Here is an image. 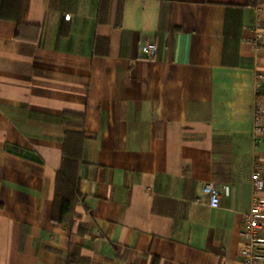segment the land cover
Returning a JSON list of instances; mask_svg holds the SVG:
<instances>
[{
    "label": "crops",
    "instance_id": "0c3cea01",
    "mask_svg": "<svg viewBox=\"0 0 264 264\" xmlns=\"http://www.w3.org/2000/svg\"><path fill=\"white\" fill-rule=\"evenodd\" d=\"M1 2L0 264H241L264 0Z\"/></svg>",
    "mask_w": 264,
    "mask_h": 264
},
{
    "label": "built area",
    "instance_id": "2783aa9c",
    "mask_svg": "<svg viewBox=\"0 0 264 264\" xmlns=\"http://www.w3.org/2000/svg\"><path fill=\"white\" fill-rule=\"evenodd\" d=\"M72 15L66 14L65 19L70 20ZM144 52L149 57H154L158 47L155 43H146ZM260 90L264 89V74H258ZM264 105L259 99L256 107V119L254 124L255 134L264 131L263 126ZM253 195L250 209L245 213L241 231L243 246L239 253L241 264H264V176L259 170L252 175ZM203 192L208 197L209 204L213 208L220 207L222 193L229 194V186H221L214 182H205Z\"/></svg>",
    "mask_w": 264,
    "mask_h": 264
},
{
    "label": "trees",
    "instance_id": "16d2710c",
    "mask_svg": "<svg viewBox=\"0 0 264 264\" xmlns=\"http://www.w3.org/2000/svg\"><path fill=\"white\" fill-rule=\"evenodd\" d=\"M251 2L257 4V0H251ZM1 6L2 13L6 8H8L10 13L13 12L11 9L17 10V14L14 13L15 16L10 18L15 19L18 24L23 23L26 12L24 0H20L19 3L18 0H2ZM69 174L66 171H62L58 176V191L62 189L63 192L58 195L59 209L54 215V220L57 222H62L66 215L73 212L74 199L79 195L77 180L73 176H69Z\"/></svg>",
    "mask_w": 264,
    "mask_h": 264
}]
</instances>
